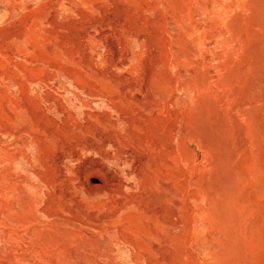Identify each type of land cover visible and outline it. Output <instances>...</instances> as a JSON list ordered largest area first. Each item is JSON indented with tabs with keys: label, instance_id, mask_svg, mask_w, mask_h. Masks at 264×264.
I'll use <instances>...</instances> for the list:
<instances>
[{
	"label": "rangeland",
	"instance_id": "rangeland-1",
	"mask_svg": "<svg viewBox=\"0 0 264 264\" xmlns=\"http://www.w3.org/2000/svg\"><path fill=\"white\" fill-rule=\"evenodd\" d=\"M0 264H264V0H0Z\"/></svg>",
	"mask_w": 264,
	"mask_h": 264
}]
</instances>
